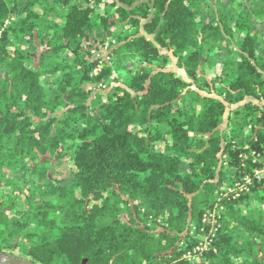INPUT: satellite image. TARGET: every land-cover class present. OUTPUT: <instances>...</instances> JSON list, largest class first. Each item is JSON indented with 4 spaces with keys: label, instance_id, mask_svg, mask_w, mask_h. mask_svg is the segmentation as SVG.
Returning a JSON list of instances; mask_svg holds the SVG:
<instances>
[{
    "label": "trees",
    "instance_id": "trees-1",
    "mask_svg": "<svg viewBox=\"0 0 264 264\" xmlns=\"http://www.w3.org/2000/svg\"><path fill=\"white\" fill-rule=\"evenodd\" d=\"M224 1L0 0V256L193 264L216 226L195 262L264 264V177L228 190L264 154V0Z\"/></svg>",
    "mask_w": 264,
    "mask_h": 264
},
{
    "label": "rangeland",
    "instance_id": "rangeland-1",
    "mask_svg": "<svg viewBox=\"0 0 264 264\" xmlns=\"http://www.w3.org/2000/svg\"><path fill=\"white\" fill-rule=\"evenodd\" d=\"M239 3L241 2V0H237ZM228 0L224 1V2H220V5H225L227 4ZM36 10H40L39 7H36ZM57 15V14H56ZM55 15V17L57 18V16ZM95 54L96 55H103L105 53H102V51L100 50H94ZM224 58L222 57L221 60H223ZM175 61V60H174ZM181 73H184L182 70H180ZM236 106H229L228 107V110L224 116V120L221 124V129L224 131L227 129V125H228V121H229V115L231 113V110H233ZM246 134H249V131H245ZM67 167H71V163H68V166ZM65 167V166H57L55 168V175L59 178H63L65 181L69 182V170L68 168ZM5 182H11V181H14L13 183L15 182H18L20 181V178L23 176V174H25V172H20L18 171L16 168H8V169H5ZM246 175H252V174H246ZM246 175H243L242 177H240L239 182H241V184H244L245 187H248V190H245L244 192H248V193H251L252 192V188H253V184H249L245 181V177ZM235 181L234 183H231V185L229 186V188H233L234 184L237 182ZM1 183L0 182V194L3 195V196H7L9 192L12 191V184H7L6 183ZM229 190V189H228ZM230 192V191H229ZM18 201L20 202L19 203V206L18 207H23L22 205V202H23V199H18ZM249 205L250 207H255V208H262L264 210V200L261 199V198H256V199H252L250 202H249ZM224 208L223 207H220L218 210L219 212V216H221V212ZM220 218V217H219ZM193 234V233H192ZM196 236L198 237L197 239H200L201 241H205L204 238L207 237V234H205L204 232H200L198 234H196ZM195 236V237H196ZM195 256V257H193ZM193 256H191L192 258L190 259V262L193 263V264H199V262H195L196 261V258L199 257V255L196 253L194 254Z\"/></svg>",
    "mask_w": 264,
    "mask_h": 264
},
{
    "label": "built area",
    "instance_id": "built-area-1",
    "mask_svg": "<svg viewBox=\"0 0 264 264\" xmlns=\"http://www.w3.org/2000/svg\"><path fill=\"white\" fill-rule=\"evenodd\" d=\"M250 128V127H249ZM250 156L252 157V161L254 163H261V166L258 168H255L253 171L252 175H246L245 177V181L249 184H253L254 179L257 180H261L264 177V154L261 153H257V152H253L250 154ZM234 190L232 188H229L230 193L233 194L234 197H239L241 195V193H243L245 190H248V187H245L244 184H241V182L237 181L234 186H233ZM219 212L216 209L215 211H213L212 213H210L209 215H206L203 219V222L206 223L208 221H211L212 224L217 223L218 219H219ZM217 230V227L214 226L212 228V231L210 232L209 235H207L205 239V241H201L200 239L198 240V243H196L191 250H189L186 254L185 257L190 260L194 254H200L204 251H206L212 241V238L215 234V231ZM202 231H204V229H202ZM196 238H198L196 236Z\"/></svg>",
    "mask_w": 264,
    "mask_h": 264
},
{
    "label": "water",
    "instance_id": "water-1",
    "mask_svg": "<svg viewBox=\"0 0 264 264\" xmlns=\"http://www.w3.org/2000/svg\"><path fill=\"white\" fill-rule=\"evenodd\" d=\"M260 250V246H258V252ZM260 253V252H259ZM260 262H262V257L259 258ZM10 262L11 264H34L31 260L28 259H19L17 257H11L7 255L0 256V263Z\"/></svg>",
    "mask_w": 264,
    "mask_h": 264
}]
</instances>
